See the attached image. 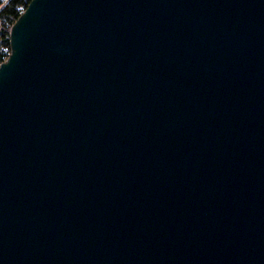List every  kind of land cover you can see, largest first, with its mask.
I'll use <instances>...</instances> for the list:
<instances>
[{
	"label": "water",
	"instance_id": "water-1",
	"mask_svg": "<svg viewBox=\"0 0 264 264\" xmlns=\"http://www.w3.org/2000/svg\"><path fill=\"white\" fill-rule=\"evenodd\" d=\"M0 264H264V0H32Z\"/></svg>",
	"mask_w": 264,
	"mask_h": 264
},
{
	"label": "trees",
	"instance_id": "trees-1",
	"mask_svg": "<svg viewBox=\"0 0 264 264\" xmlns=\"http://www.w3.org/2000/svg\"><path fill=\"white\" fill-rule=\"evenodd\" d=\"M32 0H0V65L11 54V29Z\"/></svg>",
	"mask_w": 264,
	"mask_h": 264
}]
</instances>
